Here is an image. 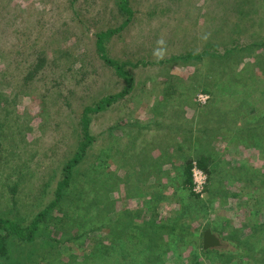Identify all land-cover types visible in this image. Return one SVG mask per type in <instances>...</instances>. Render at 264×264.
Instances as JSON below:
<instances>
[{
	"label": "rangeland",
	"instance_id": "rangeland-1",
	"mask_svg": "<svg viewBox=\"0 0 264 264\" xmlns=\"http://www.w3.org/2000/svg\"><path fill=\"white\" fill-rule=\"evenodd\" d=\"M75 1L0 0V218L26 224L49 206L58 172L76 148L77 118L86 106L125 90L134 89L126 96L134 94L133 99L129 108L116 103L93 119L95 142L71 188V197L80 203L78 215L70 219L75 203L63 198L41 224L46 243L31 256L17 258L19 251L11 243L12 260L0 259V264H99V257L89 260L95 246L108 247L112 237L117 246L123 244L121 240H129L135 228L149 221L143 215L154 207L163 220L176 213L171 225L196 234L198 241L208 226L220 228L225 221L248 232L251 220H239L240 210L246 209L242 203L258 196L257 218L264 215V184H258L264 181V157L248 145L264 140V133H256L259 121L248 125L241 116L253 111L250 107L254 115L264 111V47H259L264 0H129L131 24L105 46L110 59L125 65L131 75L130 88L115 71L100 68L94 52L96 33L117 30L123 16L111 0ZM208 46V51L233 52L217 62L208 57L179 59L197 57ZM151 106H156L152 119ZM126 120L139 123L131 127ZM155 122L153 130L144 127ZM235 127L245 143L230 142L228 130ZM198 150L220 160L208 184L217 196L206 193L200 198L207 206L212 201L213 212L199 211L198 218L183 220L180 212L189 199H179V163ZM47 176L50 188L44 191L41 179ZM250 176L257 179L255 187L241 183ZM216 237L223 245L224 235ZM186 239L191 237L187 234ZM259 239L257 234L256 251L249 258L253 262L261 256L257 250L264 248ZM126 249L117 247L121 258L107 250V264H129L121 260ZM173 261L180 264L181 259Z\"/></svg>",
	"mask_w": 264,
	"mask_h": 264
},
{
	"label": "trees",
	"instance_id": "trees-1",
	"mask_svg": "<svg viewBox=\"0 0 264 264\" xmlns=\"http://www.w3.org/2000/svg\"><path fill=\"white\" fill-rule=\"evenodd\" d=\"M95 1V0H93ZM76 2L75 0H72V4ZM113 2L114 7L119 11V14L123 16V22L119 26L117 30H107L104 32H98L95 35V42H94V52L95 55L98 56V61L101 62L102 67H106L109 69H112L115 71L116 75L122 79L127 86L130 88L133 85L132 77L129 73H127L124 68L125 65L118 64L117 61L110 59L109 53L107 52L105 43L111 39L116 33L122 32L123 29L128 27L132 20H133V14L132 9L129 4V0H111ZM176 2H181V0H176ZM94 3V2H93ZM239 5H237L238 7ZM257 42H253L252 45H256ZM261 46L264 47V40H262L261 43H259ZM211 50V47L208 46L206 50H203V53L197 57L193 56L192 54H188L187 56L180 57L179 59H182L183 61H189L193 60L194 58H197V60L201 61L205 57H208L213 62H217L218 60H225L232 52V49L223 50L222 52H217V50L208 51ZM264 63V60H262ZM261 62V66H263V63ZM135 65V66H134ZM129 63V66L131 68L137 67L136 64ZM81 66V68H83ZM103 68V69H104ZM128 88V89H129ZM134 89H132L130 92H133ZM264 90V89H263ZM226 92L227 90H223L221 93ZM128 90H125L121 94L113 95V96H107L102 99H100L98 102L92 103L89 106H86L82 112L79 114L78 123L77 125V132L74 135L75 139L77 141L76 148L71 154L70 158L64 161L63 167H61L59 174V179L56 182V189L53 192V199L51 200V203L49 206L44 207V209L36 214L29 222L26 224H23L18 219L13 220L8 218H0V259H2L4 262H8L12 260L11 258V243H15L14 247L17 251H19V254L16 256L23 257L24 253H28L29 256L33 254V252L38 248L39 244L46 243V240L44 237L43 230L41 229V224L47 223L50 219L51 215L49 214L53 209L59 206V203L64 198V202L66 199H71L70 202L75 203V210L71 212L70 219L74 218L76 216L78 208V204H80L78 201H75L76 199L72 198L71 195V188L76 185V181L78 178H76L77 174H81L79 171V167H81L84 162H86L87 158L90 156V151L94 145L95 139L92 136L91 129H92V122L93 119L96 118L97 115L101 113L107 112V109L111 106L117 103L118 107L120 106V102L123 103V108H129L130 106V100L133 99V95L131 97L129 96L128 99H126L127 94H130ZM243 92V91H242ZM241 92V93H242ZM202 93L208 94V92L203 91ZM240 93V94H241ZM261 102L264 104V91L261 94ZM243 102L244 99H241ZM128 103V104H127ZM245 104V103H244ZM242 103L241 107L242 110L245 109V106ZM124 105H127L124 107ZM183 105V104H182ZM192 105L190 102L186 103V106ZM246 105V104H245ZM252 104H249V106ZM248 106V107H249ZM191 107V106H190ZM253 111L249 112L244 111L241 116L242 119L245 120V122L249 123L252 122L251 120L255 119L259 121L257 125H255L256 129L258 130L256 133H264V111L260 115H254L255 108L250 107ZM151 109L154 111L150 115V119H152L156 106H151ZM155 109V110H154ZM211 112V109L209 110ZM160 114V113H159ZM254 115L255 118H251L250 116ZM239 118V116H237ZM240 118V119H241ZM231 118H228L227 120H230ZM254 120V121H255ZM128 120H126V123ZM228 122V121H227ZM125 123V124H126ZM139 121L133 120L132 124L127 123L128 125L137 126ZM157 122L155 123H148L144 126L146 129H151L154 126L157 127ZM253 123V122H252ZM238 125H236L237 127ZM170 127V126H168ZM178 127V126H176ZM229 129L230 131L228 133L229 136L232 135V139H229L231 143H235L236 145L239 143H245L247 140H241L237 137L241 134L239 129ZM238 128V127H237ZM156 129V128H155ZM160 130H165V127L161 128ZM255 133V132H254ZM254 133L251 134V136L254 135ZM262 133V134H263ZM261 135V134H259ZM249 137V136H248ZM260 139V138H259ZM248 146L255 147L259 153L261 154V157H264V140L261 138V140H254L253 143H250ZM182 149V148H181ZM199 153H194L193 158L187 156L183 157L181 159L182 161L179 163V167L181 168V180L179 182L178 189L181 190L183 193V197L179 199H189V203L184 206V210L180 212L181 218L184 220L185 218L189 217L191 215L193 218H198V212L204 210H210L213 212L212 207V201L209 199V204L211 206H207L208 203L203 204L200 200L202 198V194L208 193L210 196L213 197L217 194L211 192L208 190V184L210 182L211 175L215 172L214 167H216L217 163H220L219 158H216L215 156H211L208 153L206 154L205 150L202 152L201 150H198ZM191 156V155H190ZM195 163L197 167L203 171L207 175V183L204 187V190L201 193H196L194 191V185L192 180V165ZM108 164V163H107ZM104 165H106V162H104ZM240 167L237 168L239 171ZM50 176V175H49ZM49 176L41 179L42 183V189L45 191L47 188L49 189V180L51 179ZM82 178H86V176H83ZM252 178L250 176L249 178H246V180H242L241 183L248 184L251 187H255L257 184V179ZM258 184H264V181L258 180ZM16 187V185H15ZM14 187V188H15ZM263 187V186H262ZM15 190H12V192ZM11 192V190H10ZM186 194V195H185ZM259 195V194H258ZM70 197V198H69ZM66 198V199H65ZM259 198L256 196L251 201L243 202L242 205L246 206L244 211H241V214H239V220L242 221H249L251 220L252 225H250L247 229L248 232H245L244 229H239V226H236V224L232 225L228 221L224 222L225 225L217 228V227H210L208 226L209 231L211 234H214L215 236H221L224 235L223 238V245L216 247V248H207L204 249L202 245V238L201 241L197 240L196 234H192L191 232H186L189 237H191L190 240L186 239L187 234L183 232V229H177L176 226H172L173 219L177 221V215L176 213L171 217H169L168 220L160 218V213L157 212V209L154 208H148L145 212L146 218H148V222H144L142 227L135 228L136 232L130 237H128L129 240L123 239L121 242L123 244L114 243V238L112 237L110 239V245L106 247L103 244L96 245L94 250L97 252H93L89 256V260L92 258L94 260L97 257L100 258L99 264H107L109 257L105 256L107 254V250H110L108 252V255L112 253L113 257L115 255H119L120 258L122 255L119 251H117V247H126V254L123 255L122 261H127L129 264H174L173 258L181 259L180 264H264V248L261 250H257L258 253L261 255L259 258H256L255 262L250 260L249 258H253L252 251H256L254 246V237L258 234L260 237V241L257 242L258 245H261L264 247V215L263 218L259 219L257 218L259 216V211L257 209V205L260 204V201H258ZM14 206H16V201H13L12 203ZM199 204V207H198ZM208 209H207V208ZM260 207V205H259ZM71 209V208H70ZM222 209L223 208H219ZM16 210V209H14ZM215 211V209H214ZM68 212H64V215ZM194 215V216H193ZM15 217V216H13ZM232 220L236 219V214H231L229 216ZM85 218L84 216L82 217ZM217 216H213L211 219H216ZM67 221V222H66ZM68 219L64 218V229H69L68 227ZM62 220L59 222H56V225L61 223ZM88 221L86 220L83 224H86ZM81 225V224H80ZM79 225V226H80ZM237 227V228H235ZM80 226V230H81ZM125 227L123 226L120 228V237L121 239L124 237V231ZM238 230L239 234H238ZM244 230V231H243ZM79 231V230H78ZM80 232V231H79ZM82 233V232H81ZM184 233V234H183ZM227 234V235H226ZM184 235V236H183ZM40 238V242L38 243ZM125 240V241H124ZM69 241V240H68ZM17 243V244H16ZM190 249V251L188 250ZM105 250V252H102ZM188 250L189 254L188 257L185 259H182V253L183 251ZM68 253V252H67ZM68 257L70 260H74L75 257L73 255H70L68 253ZM92 259V260H93ZM127 259V260H126ZM28 260V259H27ZM87 261V259H85ZM118 261V260H117ZM64 264H69L68 262H64Z\"/></svg>",
	"mask_w": 264,
	"mask_h": 264
},
{
	"label": "built area",
	"instance_id": "built-area-1",
	"mask_svg": "<svg viewBox=\"0 0 264 264\" xmlns=\"http://www.w3.org/2000/svg\"><path fill=\"white\" fill-rule=\"evenodd\" d=\"M197 99L205 101L206 98H203L202 96H197ZM192 180L194 185V191L196 193H201L204 190V187L207 183V175L201 171L195 163L192 165Z\"/></svg>",
	"mask_w": 264,
	"mask_h": 264
},
{
	"label": "water",
	"instance_id": "water-1",
	"mask_svg": "<svg viewBox=\"0 0 264 264\" xmlns=\"http://www.w3.org/2000/svg\"><path fill=\"white\" fill-rule=\"evenodd\" d=\"M202 245L204 249L207 248H216L221 246V242L220 240L213 234H211L210 231H206L203 234V238H202Z\"/></svg>",
	"mask_w": 264,
	"mask_h": 264
}]
</instances>
